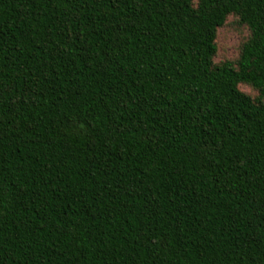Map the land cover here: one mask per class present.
I'll list each match as a JSON object with an SVG mask.
<instances>
[{"label": "trees", "instance_id": "trees-1", "mask_svg": "<svg viewBox=\"0 0 264 264\" xmlns=\"http://www.w3.org/2000/svg\"><path fill=\"white\" fill-rule=\"evenodd\" d=\"M0 264H264V0H0Z\"/></svg>", "mask_w": 264, "mask_h": 264}, {"label": "rangeland", "instance_id": "rangeland-1", "mask_svg": "<svg viewBox=\"0 0 264 264\" xmlns=\"http://www.w3.org/2000/svg\"><path fill=\"white\" fill-rule=\"evenodd\" d=\"M248 34V30L240 26L236 18L233 16L229 17L226 24L218 31V52L215 62L220 63L226 60L236 59L240 45L246 40ZM241 90L252 96H256V93L247 86H241Z\"/></svg>", "mask_w": 264, "mask_h": 264}]
</instances>
